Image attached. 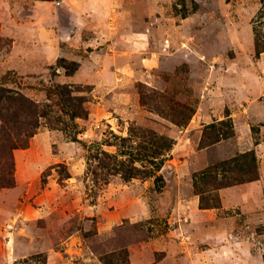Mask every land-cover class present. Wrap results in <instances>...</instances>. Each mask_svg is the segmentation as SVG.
Masks as SVG:
<instances>
[{
	"label": "rangeland",
	"instance_id": "374dc122",
	"mask_svg": "<svg viewBox=\"0 0 264 264\" xmlns=\"http://www.w3.org/2000/svg\"><path fill=\"white\" fill-rule=\"evenodd\" d=\"M0 35V85L53 104L0 186V264H264L263 0H0ZM249 150L258 179L195 183Z\"/></svg>",
	"mask_w": 264,
	"mask_h": 264
},
{
	"label": "trees",
	"instance_id": "16d2710c",
	"mask_svg": "<svg viewBox=\"0 0 264 264\" xmlns=\"http://www.w3.org/2000/svg\"><path fill=\"white\" fill-rule=\"evenodd\" d=\"M264 1V0H263ZM3 38L0 35V41ZM259 52L264 50V45L257 43ZM77 65L76 63H74ZM69 72L77 69V66L65 65ZM58 96L61 109L64 113L75 117H86L89 113L86 105L87 98L83 94H78V88L68 83H60L52 89ZM52 102L40 103L28 96L21 90L0 85V119L2 122L0 130V186H12L14 179L13 149L26 147L30 137L33 136L40 126V118L50 114ZM232 135L231 130L218 132L210 137L209 141L202 139L203 143L211 144L222 137ZM156 146L149 151L143 152L145 157L153 156L158 158L165 150L172 148L173 142L159 138ZM166 146V148H165ZM132 154V153H131ZM141 159V158H137ZM259 178L258 158L253 150L242 152L228 159L219 161L195 174V183L214 182L215 188L226 187ZM203 199V198H202ZM104 264H130L129 253L125 249L107 253L101 256Z\"/></svg>",
	"mask_w": 264,
	"mask_h": 264
}]
</instances>
